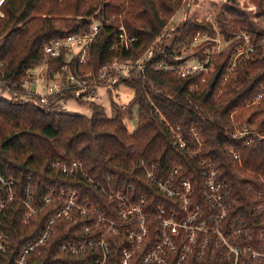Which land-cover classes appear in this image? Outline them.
I'll use <instances>...</instances> for the list:
<instances>
[{"label":"trees","instance_id":"16d2710c","mask_svg":"<svg viewBox=\"0 0 264 264\" xmlns=\"http://www.w3.org/2000/svg\"><path fill=\"white\" fill-rule=\"evenodd\" d=\"M228 1L221 5L216 26L186 18L164 36L168 18L179 10L183 0H2L0 78L11 90L22 89L27 70L43 60L44 44L67 33L86 32L97 19L104 24L90 46L86 68L97 69L115 57L136 59L152 44L154 60L175 61L166 39L173 37L174 43L190 44L198 32L210 38L191 48L194 57L210 53L219 35L225 45L211 54L215 69L203 82L200 74L180 77L150 66L125 79L134 88V96L125 108L113 99L112 116L104 106L91 101L84 102L92 109V115L86 116L67 112L60 104L38 106L0 93V170L17 179L21 194L32 175L39 206L48 188L56 187L76 190L79 201L90 199L101 210L116 215L115 202L96 183L80 171L64 173L52 164L80 160L93 180L115 189L133 184L135 197L145 195L149 204H155L167 197L145 177L142 159L156 162L161 172L182 163L183 175L199 182L198 160L210 158L249 203L252 196L246 185L256 182L252 171L264 175V138L253 134L234 137L233 133L239 122L264 135V0H249L257 7L258 20L251 19L235 0L234 4ZM121 24L136 36L128 50L111 48ZM242 31L251 34L255 50L238 56L235 71L225 79L242 41ZM63 61V57L52 60L49 69H56ZM135 114L137 123L130 130L127 119ZM169 124L178 128L190 148L175 142ZM192 126L201 134L199 154L193 152L198 144L191 136ZM231 148L240 152L242 166ZM60 205L48 204L24 223L26 206L20 200L9 202L0 214V230L10 236L11 248L0 254V264H15L21 248L43 232ZM93 222L92 216L82 215L78 209L71 220L59 218L56 233L43 253L30 254L28 264H93L100 254L98 248H87L79 254L60 248L66 240L98 235L100 229L95 230ZM86 224L92 225L90 232L85 231ZM151 235L157 238L155 229ZM108 241V264H121V251L128 242L126 233L110 235Z\"/></svg>","mask_w":264,"mask_h":264},{"label":"built area","instance_id":"2783aa9c","mask_svg":"<svg viewBox=\"0 0 264 264\" xmlns=\"http://www.w3.org/2000/svg\"><path fill=\"white\" fill-rule=\"evenodd\" d=\"M1 2L2 0L0 4ZM243 3L244 1L242 5ZM245 8L248 11L256 10L255 5ZM251 19L258 20L259 17L253 12ZM103 24V20L97 19L86 32L67 33L51 39L43 46V60L27 70V75L21 81L22 89L11 90L10 87H4L5 81L0 78L1 93L32 101L38 106L60 104L64 110L68 99L91 101L104 106V97L111 103L116 94V87L135 73L144 72L148 66L155 70L172 72L180 77L200 74V81L203 82L215 69L211 54L221 50L220 39L217 38V44L203 58L187 59L185 56L174 54L175 61H156L155 46L152 44L136 59L115 57L97 69L86 68L90 61V46ZM176 27L175 24L169 29L173 31ZM168 31L165 28L162 35L165 36ZM240 37L242 41L237 47L225 79L235 71L238 56L255 50V43L249 32L242 31ZM209 38L208 34L198 32L190 44L193 47ZM135 40L136 36L130 34L121 24L111 48L128 50ZM61 57L64 58L63 63L56 69H49V63ZM15 87V84H12V88ZM262 94L263 92L258 98ZM120 105L126 107L125 104ZM170 128L175 142L182 148H190L178 128L172 125ZM190 131L198 144L193 152L199 154L202 146L201 134L194 126ZM248 134H253L259 139L264 138L263 134L251 129L247 124L240 126L237 122L233 136ZM231 151L242 166L240 152L234 151L233 148ZM140 163L145 177L167 197L165 200L149 204L145 195L135 197L133 184L122 189H115L109 184L105 186L89 176L80 160L56 161L52 164L59 166L64 173L80 171L90 182L96 183L106 196L115 202L116 215L101 210L99 205L90 199L79 201L76 190L68 191L56 187L48 188L42 196L43 205L39 206L35 203L32 175H29L21 194L17 179L0 170V214L9 202L20 200L27 208L23 222L28 223L33 215L48 204L61 202L46 222L43 232L21 248L15 264H28L30 254L43 253L49 238L56 233L58 219H73L77 209L82 215L93 217V227L95 230L100 229V233L89 238L66 240L60 248L74 254L82 253L87 248H98L100 254L93 259V264H108V236H120L123 233H126L128 242L121 251V264H264L263 174L252 171L256 182L247 183V192L252 199L245 203L230 180L222 175L217 163L210 158L198 160L201 174L199 182L183 175L185 167L182 163L173 164L168 172L159 171L156 162L142 159ZM93 227L86 224L85 231L90 232ZM154 229L157 232L155 239L151 235ZM10 248V236L0 230V254Z\"/></svg>","mask_w":264,"mask_h":264},{"label":"rangeland","instance_id":"374dc122","mask_svg":"<svg viewBox=\"0 0 264 264\" xmlns=\"http://www.w3.org/2000/svg\"><path fill=\"white\" fill-rule=\"evenodd\" d=\"M227 1L228 0H183L182 5L179 8V10L168 18L165 28L169 30L168 31L169 33H171L169 28L175 24L178 26L186 18H189V19L194 18V19L204 21V22H212L216 26L215 18L221 9V5ZM229 1L234 4L233 0H229ZM235 1L239 3V6L241 7V9L247 12L249 17L253 16V12L256 13L257 7H256V10L254 11H248L245 8L246 6L254 5L249 0H235ZM242 1H244L243 3L244 5H242ZM172 38L173 37H168L166 40L168 44L171 45L172 47L171 49L173 50V53L179 54L181 56H185L187 59H192L194 57L192 54V50H191L192 44H189L187 42L174 43L172 41ZM217 38L220 39V46L222 49L225 43L222 40V37L220 35ZM1 91L2 90H0V93ZM103 91L104 90H102V94L104 95ZM133 96H134V88L128 85L127 83L122 82L116 87V94L114 95L113 98L118 104H125L126 106L128 102L133 98ZM112 100L110 103L108 99H106L105 97L103 99L105 109L109 116H112L115 113L112 107ZM66 102H67L66 103L67 106H66L65 111L70 112V113L82 114L86 116L92 115V109L90 108L89 104L84 103V102H79L74 99H68ZM136 123H137L136 114L134 115L133 118L127 119V124L130 130H133L135 128Z\"/></svg>","mask_w":264,"mask_h":264}]
</instances>
